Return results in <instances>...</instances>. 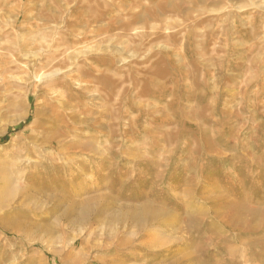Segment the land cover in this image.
I'll list each match as a JSON object with an SVG mask.
<instances>
[{
  "label": "rangeland",
  "instance_id": "rangeland-1",
  "mask_svg": "<svg viewBox=\"0 0 264 264\" xmlns=\"http://www.w3.org/2000/svg\"><path fill=\"white\" fill-rule=\"evenodd\" d=\"M0 192V264H264V0H0Z\"/></svg>",
  "mask_w": 264,
  "mask_h": 264
},
{
  "label": "bare ground",
  "instance_id": "bare-ground-1",
  "mask_svg": "<svg viewBox=\"0 0 264 264\" xmlns=\"http://www.w3.org/2000/svg\"><path fill=\"white\" fill-rule=\"evenodd\" d=\"M56 73H51V74H49V75H46V76H41V77H38L37 78V80H38V82L40 83V82H43V81H45V80H50V79H53V78H55V77H57V76H59V74L60 73H58L57 71H55ZM4 183V182H3ZM19 186V185H18ZM16 187H17V185H16ZM13 190V189H12ZM19 190H18V187H17V189L15 188L14 190H13V193H17ZM12 192V191H11ZM2 193L0 192V195H1ZM11 196V195H10ZM0 198H1V196H0ZM10 198V197H9ZM0 205H1V200H0ZM243 255V254H242Z\"/></svg>",
  "mask_w": 264,
  "mask_h": 264
}]
</instances>
